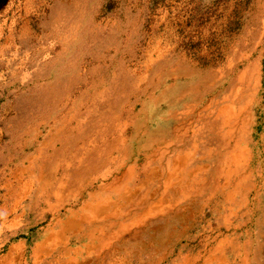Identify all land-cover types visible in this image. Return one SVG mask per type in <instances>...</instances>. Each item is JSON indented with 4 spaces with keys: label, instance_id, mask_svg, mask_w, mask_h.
Returning <instances> with one entry per match:
<instances>
[{
    "label": "rangeland",
    "instance_id": "374dc122",
    "mask_svg": "<svg viewBox=\"0 0 264 264\" xmlns=\"http://www.w3.org/2000/svg\"><path fill=\"white\" fill-rule=\"evenodd\" d=\"M183 179L192 187L178 188ZM113 181L119 199L99 194L107 202L86 211L88 194ZM199 186L211 205L160 264L202 261L225 239L264 243L258 210L247 211L264 206V0H0V260L155 258L170 250L155 236L177 226ZM119 212L121 240L136 231L130 243L146 251L118 246L116 227L83 238ZM225 248L222 264L241 263L245 252L232 263Z\"/></svg>",
    "mask_w": 264,
    "mask_h": 264
},
{
    "label": "crops",
    "instance_id": "0c3cea01",
    "mask_svg": "<svg viewBox=\"0 0 264 264\" xmlns=\"http://www.w3.org/2000/svg\"><path fill=\"white\" fill-rule=\"evenodd\" d=\"M237 147H235V149H236ZM237 150V149H236ZM226 156H228V159H225L224 161L225 162H234V163H237V159H236V156H234L235 158H233V156L231 157L230 155H226ZM185 169V168H184ZM229 171H230V169H229ZM231 171H233L232 169H231ZM185 173V172H184ZM248 178H247V176L245 177V180H247ZM239 180L240 181H238L239 183L234 187V189H240L241 187H242V184H243V179L240 177V175H239ZM184 181H185V179H183V183H181V185H179L178 186V188L179 187H186V188H190V187H192V185H189V184H184ZM186 181H188V179H186ZM183 185V186H182ZM239 192H240V194H241V191L239 190ZM209 194L207 197H204V195L205 194ZM232 192H230V193H225V194H223V196L225 197L224 199H222L221 200V205H215V206H213V208H211V209H209V212L210 213H215V212H219L220 210H221V208L223 209V207L225 206L224 205V203H228L229 202V200L230 199H232L233 198V193L231 194ZM213 193H212V189L211 188H207V187H200L199 186V189H198V195H196V196H194V198L192 199V198H190L188 201L189 202H187V205H188V207H182V209H181V211H179V212H177V214L173 217V218H175V217H177L178 215H184L185 216V218L180 222V223H177L176 225H178V226H173L172 228H171V231H170V237L171 238H168L167 236V233L165 232V230H161V232H163V233H159V234H157L155 237H156V240L160 243V245H161V243H162V246H163V244L164 245H166V244H169L170 245V250L167 248L166 250H163V249H160L157 253V255H156V257L155 258H153V257H148V258H144V257H141L139 254V256H138V258L139 259H137V261L136 262H138L137 264H151L149 261H151L152 259L154 260H156L157 262H155V263H153V264H160L162 261H166V258L168 257V253L169 252H172L174 249H173V247H175V245H173V243L176 241H179V240H183L184 238H186L187 239V241H189L191 238H190V235L188 234V232L190 231L189 230V222L192 220V219H194V214H193V212H195L196 210H201V209H204V205H211V195H212ZM185 196H187V195H184V197H183V199L182 200H187L188 198H185ZM192 197V196H191ZM243 199L241 198V200H239V202H236L234 205L235 206H233V208L232 209H235V207H236V205H238V207L240 208V209H242V207H241V201H242ZM262 201V200H261ZM179 202H181V201H179ZM257 202L258 201H256V205L255 206H253V207H250V209H248V207H247V211L249 210H258V215H259V221L257 220V221H255V224H256V228H257V237H262V239H263V241H264V206H260V203H258L257 204ZM196 204V205H195ZM247 204H248V202H247ZM190 206V207H189ZM193 206V207H192ZM246 208V207H245ZM184 209V210H183ZM187 209V210H186ZM147 214H151V212H146V214L144 213V216H146ZM183 217V216H182ZM258 218V217H257ZM135 219H137V217H135ZM140 219H143V217L142 218H140ZM222 220L225 222L226 221V219H223L222 218ZM60 225H62V222H60ZM162 227H164V226H162ZM178 227V228H177ZM177 228V229H176ZM186 228V229H185ZM173 231V232H172ZM180 232V233H179ZM147 234V233H146ZM145 234V236L147 237V236H149V237H147V238H152V236L151 235H149V234H147L146 235ZM184 234V235H183ZM46 236H52V230L51 231H49L48 233H47V235ZM162 237V238H161ZM167 237V238H166ZM158 238V239H157ZM170 239V240H169ZM239 239L237 238V237H235V238H233V239H231V240H224V241H222L221 243H220V245H214V246H212V248L211 249H209L210 251H209V254H208V256L205 258V259H203L202 261H199V259H194V257H188V256H183V255H181V256H178L177 258H175L176 260H178L179 262L178 263H175V261H173V263L174 264H222V263H224L225 262V259H223L224 258V254H223V250H224V247H226L228 250H226V252H227V256L228 257H232L233 259V262L232 263H234V262H237L235 259L239 256L240 257V255H241V253L242 252H245V257H243V258H241L242 259V261H241V263H238V264H264V261L263 260H260V258H261V256L262 255H264V243L263 244H261L260 242L258 243V241H249V240H246V241H244L243 243H241V242H239L238 241ZM162 241V242H161ZM172 244V245H171ZM252 244V245H251ZM146 241L145 242H143V244H141V246H139V247H131L129 250H130V253L129 254H131V252H139L140 251V249L139 248H141V251H146ZM242 246V248H241V246ZM16 247V249H17V246L16 245H14V244H12L11 245V248L9 249V255H11V251H12V248L13 247ZM19 246H21V245H19ZM217 246H219V247H217ZM35 247H39V246H35ZM100 247L101 248H104L105 246H103V245H100ZM188 247V244L187 243H185V244H180V246H179V250H178V255H180V253L185 249V248H187ZM223 247V248H222ZM234 247H235V250H234ZM143 248V249H142ZM225 248V249H226ZM145 249V250H144ZM138 250V251H137ZM250 251H252L253 253V256H252V260H251V258H247L246 257V255L248 254V252H250ZM116 252V251H115ZM118 252V251H117ZM217 252H221V253H218L217 254ZM118 253H120V252H118ZM117 254V253H116ZM118 256L120 255V254H117ZM113 256H116L115 254H113ZM121 256V255H120ZM119 256V257H120ZM237 256V257H236ZM10 256H8L7 255V257H6V259L4 260H0V264H10L9 263V260H7L8 258H9ZM125 257V256H124ZM124 257H122L121 259H123ZM221 257H223V258H221ZM152 258V259H151ZM224 260V262H222L221 260ZM141 260H144V261H141ZM251 260V261H250ZM160 261V262H159ZM144 262V263H143ZM185 262V263H184ZM33 264H38V262H33ZM127 264H133V263H127Z\"/></svg>",
    "mask_w": 264,
    "mask_h": 264
},
{
    "label": "bare ground",
    "instance_id": "6f19581e",
    "mask_svg": "<svg viewBox=\"0 0 264 264\" xmlns=\"http://www.w3.org/2000/svg\"><path fill=\"white\" fill-rule=\"evenodd\" d=\"M224 111L223 110H220V113H219V117L221 116V114L223 113ZM106 194V195H110V194H112L114 197H116L117 199H119V195H118V193H119V185H116L115 184V181H113L112 183L110 182V183H107V184H102L101 185V188L100 189H98L97 191H93V192H91V193H89L88 194V198L91 200L90 202H87V203H85V208H86V211L87 210H90V208H92V210L93 211H97V209H98V206H99V204H101V203H104V202H107V196H101L100 197V195L99 194H101V195H103V194ZM100 201H99V200ZM142 201V200H141ZM196 205V204H195ZM190 207V206H189ZM193 207V206H192ZM184 210V209H183ZM187 210V209H186ZM105 211V210H104ZM145 214H146V212H145ZM126 215H128V213H121V212H119L118 214H116L114 217H107V219H105V217L102 219V220H104L103 222H107V223H101V225H99V226H96V228H91V229H88L85 233H84V235H83V238L85 239V240H87V242H91V243H94L95 241H97L98 239L101 241V240H103L104 239V237L105 236H107L106 235V231L109 229V230H111L112 228H117L118 229V232L116 233V235H114V237L117 239V242H120L119 244H117L118 246H120V247H122V245L123 246H125V244L126 245H128L129 246V248L128 249H130L131 247L133 248L134 246L135 247H139V246H141V244H143V242H138V241H134V243H130L132 240H135V236H137V233L138 232H134L135 234H133V235H131V237H129L128 239H126V238H123L122 240H121V237L122 236H125V234H124V232H126L127 230L125 229V227H127L126 225H124V224H121V223H119L118 222V220L121 218V217H124V216H126ZM133 215H135V213H133ZM143 216V215H142ZM175 216V215H174ZM183 216V217H182ZM136 217V216H135ZM134 217V218H135ZM108 218H110L111 220H108ZM185 218V216L182 214V215H178L177 217H175L174 218V223H180L183 219ZM135 220H138V221H136L137 223H140V220H142V219H140V218H137V219H135ZM170 221V220H169ZM91 223V222H90ZM166 223V222H165ZM92 224V223H91ZM166 225V224H165ZM178 226V225H177ZM97 227H98V229H97ZM173 227V226H172ZM162 228V227H161ZM178 228V227H177ZM176 228V229H177ZM186 229V228H185ZM170 231H171V229L167 232V237L168 238H171L170 237ZM173 232V231H172ZM108 233V232H107ZM162 233V232H161ZM180 233V232H179ZM98 234H99V236H98ZM128 234H130L129 232H128ZM146 234V233H145ZM47 235V234H46ZM147 235V234H146ZM184 235V234H183ZM147 237H149V236H147ZM166 237V238H167ZM156 238V237H155ZM162 238V237H161ZM150 239V238H149ZM158 239V238H157ZM170 240V239H169ZM138 242V243H137ZM162 242V241H161ZM240 242V241H239ZM105 244L106 243H101L100 245H103V246H105ZM160 244V243H159ZM170 244V243H169ZM168 244V245H169ZM176 244V243H175ZM174 244V245H175ZM161 245H162V243H161ZM164 245V244H163ZM252 245V244H251ZM241 246V245H240ZM134 247V248H135ZM131 248V249H132ZM241 248H242V246H241ZM119 249V248H118ZM130 249V250H131ZM140 250H141V248H139ZM143 249V248H142ZM146 249V248H145ZM144 249V250H145ZM130 250L128 251L129 253H130ZM164 250H166V249H164ZM234 250H235V247H234ZM138 251V250H137ZM159 251V250H158ZM113 252V251H112ZM119 252V251H118ZM132 253V252H131ZM140 254V253H139ZM124 255H126V254H124ZM112 256V255H111ZM237 257V256H236ZM140 258V257H139ZM221 258H223V257H221ZM224 259V258H223ZM221 260L222 262H224V260ZM160 262V261H159ZM144 263V262H143ZM185 263V262H184ZM152 264V263H151Z\"/></svg>",
    "mask_w": 264,
    "mask_h": 264
}]
</instances>
